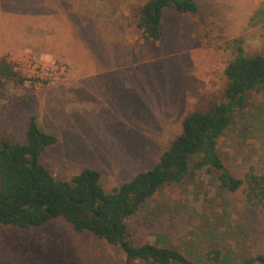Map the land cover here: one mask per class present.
I'll return each instance as SVG.
<instances>
[{
  "label": "rangeland",
  "instance_id": "rangeland-1",
  "mask_svg": "<svg viewBox=\"0 0 264 264\" xmlns=\"http://www.w3.org/2000/svg\"><path fill=\"white\" fill-rule=\"evenodd\" d=\"M147 0H0V60L66 61V82L25 79L0 86V142L24 144L30 116L56 138L39 162L57 180L85 168L105 192L150 170L181 132L183 119L225 101L224 71L236 54L264 47V0H195V14L162 11L157 41L137 28ZM218 153L234 177L264 173V85L246 94ZM144 199V197H142ZM133 246L177 250L199 264L264 256V209L222 190L206 169L145 198L127 220ZM217 261L207 259L211 250ZM0 264H145L63 220L28 230L0 226Z\"/></svg>",
  "mask_w": 264,
  "mask_h": 264
},
{
  "label": "trees",
  "instance_id": "trees-1",
  "mask_svg": "<svg viewBox=\"0 0 264 264\" xmlns=\"http://www.w3.org/2000/svg\"><path fill=\"white\" fill-rule=\"evenodd\" d=\"M166 8L180 14L197 12L195 0H147L140 8L136 24L144 39H159L162 11ZM234 42L235 57L224 71L225 101L206 111L188 114L181 123L180 134L150 170L138 173L108 193L101 187L100 173L95 169L85 168L68 181L55 179L40 164L39 157L55 144L56 138L41 131L36 116H30L24 144L0 142V226L28 230L60 219L76 233L88 232L118 247L128 260L145 264H199L177 250L148 243L131 245L127 220L145 198L164 186L182 183L187 175L201 169L215 172L222 190L240 192L249 207L264 209V173L250 167L242 177L232 176L217 148L219 138L232 124L234 112L243 107L246 94L264 85V47L245 55L238 40ZM8 80L20 85L25 82L6 59H1L0 86ZM141 195H145L144 199ZM219 255L214 249L206 257L217 261ZM239 264H264V256L248 257Z\"/></svg>",
  "mask_w": 264,
  "mask_h": 264
},
{
  "label": "built area",
  "instance_id": "built-area-1",
  "mask_svg": "<svg viewBox=\"0 0 264 264\" xmlns=\"http://www.w3.org/2000/svg\"><path fill=\"white\" fill-rule=\"evenodd\" d=\"M14 72L20 77L41 83L66 82L74 76L69 63L35 55L30 51L15 56Z\"/></svg>",
  "mask_w": 264,
  "mask_h": 264
},
{
  "label": "water",
  "instance_id": "water-1",
  "mask_svg": "<svg viewBox=\"0 0 264 264\" xmlns=\"http://www.w3.org/2000/svg\"><path fill=\"white\" fill-rule=\"evenodd\" d=\"M150 192H147V194H149ZM141 197H145V195H141ZM98 216V214H96ZM103 222H106V218L102 217Z\"/></svg>",
  "mask_w": 264,
  "mask_h": 264
}]
</instances>
